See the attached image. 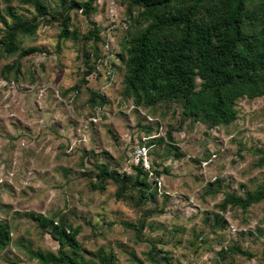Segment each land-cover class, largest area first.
<instances>
[{"label":"rangeland","instance_id":"374dc122","mask_svg":"<svg viewBox=\"0 0 264 264\" xmlns=\"http://www.w3.org/2000/svg\"><path fill=\"white\" fill-rule=\"evenodd\" d=\"M96 4L99 11L91 19L103 28L100 46L108 56L97 68L102 76L90 75L80 91L73 87L82 77L81 45L60 37V23L52 13L50 21L39 18L33 36L21 37L17 52L0 48V222L10 229L0 264H40L28 249L57 252L60 240L48 232L49 223L41 224L53 215L54 224L65 216L80 228L77 239L85 249L81 256L93 264H101V248L114 256V264H156L148 255L154 244L164 263L264 264V201L246 211L219 207L227 194L244 195L264 181V165H258L255 152L264 149V97L239 100V117L229 126L209 128L195 122L190 127L186 119L183 127L174 129L171 141L167 131L169 125L178 127L172 117L180 115V107L164 120L160 114L152 117L144 105L123 95L121 73L113 75L114 82H105L110 71L105 61H118L120 41L127 35L115 29L126 14L114 0ZM13 6L27 18L36 14L29 5ZM0 9L5 12V0H0ZM71 15V29L86 32V16L75 10ZM3 27L0 22V38ZM28 47L37 50L21 56ZM14 63L15 69L5 76L4 66ZM89 88L101 91L107 102L91 107ZM149 125L154 130L146 136ZM150 136L164 138L158 145L160 156H151L162 174L160 186L149 178L146 199L137 202L134 190L119 197L112 179L105 190L92 186L97 182L96 163L131 175L132 183L137 174L131 165L134 151ZM234 246L252 256L235 250L220 255Z\"/></svg>","mask_w":264,"mask_h":264},{"label":"trees","instance_id":"16d2710c","mask_svg":"<svg viewBox=\"0 0 264 264\" xmlns=\"http://www.w3.org/2000/svg\"><path fill=\"white\" fill-rule=\"evenodd\" d=\"M49 1L5 0V12L0 9V22L4 25L0 48L3 47L9 54L17 52L21 48V37L33 36L40 25L39 18L50 21L47 16L52 13V19L60 23V37L71 38L77 46L81 45L82 77L73 87L80 91L82 84L88 83L90 75L102 76V71L97 68L108 56L100 46L104 41L101 36L103 28L91 19L100 7L96 4L97 0H53L55 5L52 6ZM114 1L126 14L115 29H124L127 35L120 41L122 47L116 54L118 61H105L110 68L105 82L112 81L117 71L121 73L123 95L133 97L136 105H144L152 117L160 114L159 117L164 120L170 113L174 116L175 106L180 107V115L172 117L177 118L178 127L172 125L170 128L169 125L167 131L171 141L174 140V129L183 127L186 119H190V127L195 122L205 123L209 128L229 126L239 117V100L264 97V0ZM15 2L31 6L36 14L32 18L25 17L15 10ZM74 10L81 11L88 19L90 26L86 32L71 29V12ZM36 50L34 47L25 48L21 56ZM15 64L5 65L3 74L7 76L15 69ZM89 89L88 103L91 107L107 102L101 91ZM152 130V125L145 127L146 136ZM163 140V137H152L142 143L152 145L149 155L158 157V145ZM255 152L259 155L258 165L263 166L264 149L258 148ZM176 154L180 155L179 152ZM157 163V159L153 158L155 176L162 174L156 167ZM131 165L137 172L132 183L131 175L121 173L115 167L112 169L108 163H96L97 182L92 181V186L105 190L108 180L112 179L118 185L119 197H125L134 190L138 192L137 202L143 201L148 197L152 184L149 181L150 171L141 164ZM165 170L168 169L165 167ZM261 201H264V181L256 190L247 191L244 195L235 192L227 194L219 207L226 210L238 206L246 211ZM36 217L40 219L42 216ZM53 217L48 221L41 219V224L48 226L49 223L51 228L47 230L60 240V247L57 252L28 249L30 258L40 264H93L90 259L81 256L85 249L77 239L80 228L73 227L65 216L54 224ZM216 219L219 222L218 214ZM128 225L134 226L131 223ZM137 231L141 229L137 228ZM9 239L8 225L0 222V249L8 244ZM66 243L69 246L66 247ZM152 247L148 251L151 260L156 264H170L157 256L160 250H157L156 244ZM71 248L72 253L69 252ZM234 250L252 256L250 251L239 246L224 248L220 255L226 257ZM97 255L101 264H114V256L105 253L103 248L98 250ZM140 264L143 262L140 261Z\"/></svg>","mask_w":264,"mask_h":264},{"label":"built area","instance_id":"2783aa9c","mask_svg":"<svg viewBox=\"0 0 264 264\" xmlns=\"http://www.w3.org/2000/svg\"><path fill=\"white\" fill-rule=\"evenodd\" d=\"M134 165L141 164L144 169L150 171L151 175H154L152 170V162L148 155V147L147 146H141L137 149V151H134L133 154V163ZM157 178V177H155ZM158 179V178H157ZM160 184V181H159Z\"/></svg>","mask_w":264,"mask_h":264},{"label":"clouds","instance_id":"9594fccd","mask_svg":"<svg viewBox=\"0 0 264 264\" xmlns=\"http://www.w3.org/2000/svg\"><path fill=\"white\" fill-rule=\"evenodd\" d=\"M152 137H155V136H150V138H152ZM147 138H149V137H147ZM141 145H145V146L148 147V155H149V151H150V148H151L152 145L150 146V145H148L147 143H141ZM149 157H150V159H152V158H151V155H149ZM151 162H152V160H151ZM152 170H153V168H152ZM150 177H153L154 179H155V177L158 178V176L151 175V174H150ZM157 178H156L155 184H156V186H160V184L157 183Z\"/></svg>","mask_w":264,"mask_h":264},{"label":"water","instance_id":"95a60500","mask_svg":"<svg viewBox=\"0 0 264 264\" xmlns=\"http://www.w3.org/2000/svg\"><path fill=\"white\" fill-rule=\"evenodd\" d=\"M199 241H200V240H198V241L194 244L193 249H192V253L195 252V249H196V247L198 246Z\"/></svg>","mask_w":264,"mask_h":264}]
</instances>
